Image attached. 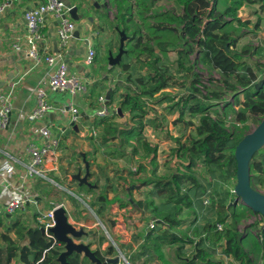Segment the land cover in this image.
<instances>
[{
  "label": "rangeland",
  "instance_id": "1",
  "mask_svg": "<svg viewBox=\"0 0 264 264\" xmlns=\"http://www.w3.org/2000/svg\"><path fill=\"white\" fill-rule=\"evenodd\" d=\"M98 5L102 11L101 14L103 13V25L115 36L116 45L120 46V39L123 34L126 37L124 41L125 51L132 49L133 42H130L131 40L129 39L134 29L136 34H140L144 42L149 43L154 48L155 52L157 51L158 55L164 57V61L161 60V64L163 65V69L166 70L168 75L171 77L170 84L172 87L163 90L160 92L161 94L159 96H156L154 99H152L154 104H151L152 100L149 101L150 99L143 100L146 109L151 108L154 110L149 106L154 105L156 110H150L151 113H149L144 118L145 124L142 129H139L140 135H135L131 138H128L126 143H121L124 136L120 134V131L128 128V126H126L127 116H124L125 113H122L123 117H120L119 115H111L108 118L100 120V122L97 124L94 123L93 128L96 131V136H93L90 133L88 137L92 138L95 143L92 141V139H88V137L87 139H84L85 137L83 133L76 136L81 141L85 142V145L83 144L80 147L74 146L73 148H70V151L74 152L76 149L84 151L85 148H91V153L97 155L93 159V171L91 172V170H89V179H91L89 183L92 185H97L98 187L92 193V199L89 200L86 198L84 201L89 207L80 202V200L77 199L78 202H75L73 201V197L64 194L63 191L67 188L70 189L69 185H72V183H70V175L65 176V173L60 170V174L58 176H55L54 173L52 174L49 172L46 174V178L48 179H38L41 196L43 198L42 204L36 207V205H32L31 203L30 207L25 206L23 209L16 212L11 219L19 220L18 222L20 227H38L35 217L39 215L40 212L49 210L53 204L60 205L59 203H64L68 220H70L69 222L74 220L75 222H80L81 224L90 227H92V224H96L94 227V229H96L95 237L91 238L87 234H84V237L79 243L90 245L92 251L96 253L95 251L97 248L94 246V244L99 237H102L106 241L103 246L104 250L108 246H111L113 248V255L110 258H118L119 264H143V262L140 260L141 257L136 258L140 246V235L143 228L146 227V231H150L151 229H149L147 225L145 226V224L143 226L142 224L137 225L138 223L135 220L139 219V214L137 211L129 210L130 212H128L126 210L124 212L123 210L119 209L118 206L121 204V206H124V203L127 202V198L123 196L125 189L131 184H138V182L142 180L141 176L137 177V175L138 166L142 162L141 155L144 151L143 146L141 145L144 141L151 148L155 146L157 147L155 162L153 165L154 167H150V158L149 160L144 161V165L146 166V175L150 180L168 178V176L172 174L177 167H181L180 160L173 152L176 148L175 141L179 140L183 143L188 138L196 137L194 129L198 124L200 115H191L186 112L183 121L177 122L178 112L169 114V111L170 108L174 107L177 102L179 103L181 99H184L187 95H189V85L192 80L196 78V75H198L196 87L200 89V93L197 94L198 101L203 103V97L211 100L208 103L210 107L206 113L213 118L222 119L223 127L229 133H231L232 137L241 138L252 132L262 118L246 115L247 117L245 122H239L237 119V114L243 111V107L240 105V103H242L244 100V91H240L238 89L239 92L232 93L226 89L219 74L216 71L208 70L201 64V56L196 46L190 45L193 47V53L187 52L188 48L185 45L186 40L180 37L181 28L180 26L176 25V23H173L172 26L177 29V32L157 30L156 27L158 25L162 24V22H167V17L177 18L181 16L182 7L178 6L173 0H131L129 4L123 5L124 10L126 7L130 10L123 12V17H119L118 12L113 7L114 2L112 0H101ZM217 9L222 11L223 5L218 3ZM239 15L244 21H248L250 23L249 26L240 28L235 24V22H232L225 29L227 31H233L235 36L238 37L236 47L234 48L235 51L239 53L243 49L249 48V53L244 59H246V62L250 66L261 65L259 66L257 74L264 75V2H260L259 4L252 6H245L238 12V16ZM128 18L131 19L130 23L126 22ZM255 24L259 25L257 30L254 28ZM158 42L171 43L174 45V48H170L167 52H163L156 47ZM178 48L185 51L184 66H191L193 69L192 73L188 77L185 75L184 70L177 65V55L175 51ZM252 48H258L261 54L257 56L253 55L251 50ZM112 52V55L116 56L118 54L117 48H115V50ZM136 52H138V50H136ZM107 54L105 57H107ZM103 64V67L100 66L101 68H98L96 72L93 73L97 76V78H100V73L104 71L107 65L106 59L103 60ZM111 68L112 67H110V69ZM118 69L120 71V67ZM99 70L102 71L99 72ZM108 72L113 73L115 78L118 79V70L114 69L109 70ZM143 75L145 74L143 73ZM124 77L125 76H123V80ZM109 81H111L110 77ZM181 83H185L186 87H181ZM87 89L88 100L95 102V100L98 98L97 93H94V89L92 90L90 86H87ZM124 92L125 91H123V93ZM214 93H216L218 99H212L210 97V95H213ZM84 95L86 94L84 93ZM164 96L168 99V101H165L166 103L162 102ZM158 102L162 103L159 104ZM196 103V101L192 100L190 105H195ZM178 107L180 109L182 104L179 103ZM112 110H114L116 113V109ZM64 116H68V119L70 118L69 113L65 114ZM80 119L81 117L78 118L75 124L82 128L84 123H82V120L80 121ZM150 121L154 123V126L149 125ZM186 123L190 124L186 125ZM91 125L92 122H89L85 126L90 128ZM109 126L111 128H108V133L104 132V130L107 129L105 127ZM105 138L107 140H105ZM64 148L65 144L63 141H60L59 150H64ZM132 148L136 149L137 154L135 157H131ZM262 149L264 150V147ZM87 156L89 157V154ZM73 159H75L77 162L82 161L80 156L77 154L73 157ZM80 166L81 164H79V167ZM73 169L77 170L78 168L75 165ZM69 170H72V168L70 167L66 172L69 173ZM80 170L82 172L81 174L83 175L84 167L80 168ZM181 171H183V169H181ZM133 172H137V174H134ZM195 172L197 173L196 177H199L201 180L207 179L208 177L207 172H205L202 166H198L195 169ZM73 174L74 173L71 175ZM59 177L63 180H59ZM212 183V187L208 193H214L216 199H219V197L222 198L226 192H232V189H234V185L236 184V180L224 176H217ZM190 186L191 184L189 182L184 181V187ZM153 187V183H148L144 191H146V193L148 191L151 193L154 191ZM105 188L115 190L116 193L112 194L104 192L106 191ZM253 188L264 194V189L260 187ZM40 192H38L39 195ZM27 194L31 195V192H28ZM100 195L106 196L108 198V200L105 201L107 203L105 208L106 212L102 221H98L96 219L94 214L95 209H93V207H99V203L95 197L98 198L97 196ZM144 196L145 195H142L140 192L131 193L133 200L142 199L143 203L145 202L148 204L149 210L146 221L150 223L153 220L152 207L159 205V203H161L164 199H159L153 196L152 198L150 197V200L145 201L143 200L145 199ZM115 197L116 199L118 198L116 201ZM227 202L232 203L234 207L233 219L236 222L237 230L244 238L243 246L245 251L248 253L251 264H264V239L260 234L261 229L264 227V217L251 212L235 195H230L227 199ZM81 207H84L83 211L80 210ZM127 208L128 207L126 206L125 209ZM3 213L4 212L2 211L0 212V233L11 235V233L8 232L10 227L9 225H11V223L8 226L6 225V218L3 217ZM209 213L210 212L208 211L205 219H209L210 221L214 222L216 218L215 215H210ZM133 216L136 218L132 219ZM199 217L200 218L195 220L196 217L194 215L189 214L186 209H183L179 217L180 226L173 231L178 235L198 239L195 233L196 227H199L205 222V219L201 217V215ZM116 218L120 219L116 220ZM129 218L131 220L130 223L127 222V219ZM229 221L230 220H228V222ZM167 229V226H161L162 231H166ZM115 238H117V240H115ZM150 245L151 243L146 245V247L148 248ZM104 250H101L102 254H105ZM195 250V246L186 244L183 248L184 257H181V259L190 258L194 254ZM99 253L100 252L96 254L99 256ZM2 254L1 263L4 264L3 258L5 257V253ZM159 254L162 255L163 258L157 259V257H155V261H157L159 264H178L179 256L176 255V248L174 246L164 243L159 248ZM214 259L220 260L223 264H234L223 254V248L221 246L216 248ZM151 261L146 264H150Z\"/></svg>",
  "mask_w": 264,
  "mask_h": 264
},
{
  "label": "trees",
  "instance_id": "2",
  "mask_svg": "<svg viewBox=\"0 0 264 264\" xmlns=\"http://www.w3.org/2000/svg\"><path fill=\"white\" fill-rule=\"evenodd\" d=\"M4 0H0L2 2ZM117 7L119 17H123V12L130 11L129 8L123 9L124 4H129L130 0H113ZM178 6L182 7L180 17H167V22H162L156 28L159 31L177 32L172 26L173 23L180 26V37L186 40V46L189 53H193L194 45L200 53V62L208 70L216 71L222 78L223 85L232 93L239 90L246 91L244 100L240 105L243 111L237 114L239 122H245L246 115H252L264 118V75H258L260 65L250 66L245 56L249 53V48L241 52L235 51L238 37L233 31H227L225 28L232 22L240 28L249 26V22H242L238 17L239 10L244 5H256L264 0H173ZM218 3L223 5V10L217 9ZM127 23L131 19L126 20ZM255 30L259 28L258 24L254 26ZM128 31V29H127ZM138 35V36H136ZM130 42H133V48L126 51L120 62V70L123 72L124 80L116 82L111 92L112 96L119 90L125 91L119 95V105L121 112L127 116V129L120 131L124 136L122 144L127 142L128 138L140 135V130L144 126L143 120L148 115L145 109L144 99H154L157 94L165 89L172 87L171 77L163 69L161 60L154 53V48L147 42H144L140 34H136L133 29L130 35ZM156 47L163 52H167L174 45L168 42H158ZM125 49V48H124ZM138 50V52H136ZM252 54L256 55L260 50L252 48ZM177 65L184 70L188 77L192 73L191 66L185 67L183 49H176ZM138 65V66H137ZM112 67L110 70H114ZM141 72H144L143 75ZM197 77L190 83V93L179 103L182 107L179 109L178 102L170 108L169 114L178 112L177 122L183 121L188 112L191 115H200L198 124L195 126L196 137L188 138L185 142H176V148L173 151L180 160V166L177 167L168 178H159L157 180L149 179L146 175V166L144 161L149 160L150 167L153 168L157 147H149L144 141L142 162L138 166V174H141L143 184H154V191L149 193L150 197L164 199L159 205L152 207V218L156 222L154 228L145 236L141 251L136 258L147 256L149 261L163 259L159 254V248L166 243L176 248V255L179 256L178 264H223L220 260L214 259L215 250L218 246L223 248V254L234 264H251L248 253L245 251L242 234L236 228V222L233 219L234 207L232 203L227 202L232 192H226L222 198L216 199L215 194H209L212 182L218 177H227L236 180V163L234 159V149L237 143L242 139L232 137L222 125V119H216L206 112L211 100L203 97V103H200L197 94L200 89L196 87ZM181 87H186L181 83ZM239 89V90H238ZM212 99H218L216 93L210 95ZM194 100L197 103L190 105ZM168 101L163 97V101ZM162 102H158L161 104ZM111 104V100L109 102ZM111 115L118 116L114 110H108V118ZM94 119L93 124L100 120ZM261 119V120H262ZM260 120V121H261ZM190 123H186L189 125ZM259 124V123H258ZM135 125V126H134ZM150 126L154 123L150 121ZM104 132L108 133L109 127ZM139 130V132H138ZM114 131V130H113ZM119 137V136H118ZM117 137V138H118ZM120 138V137H119ZM118 138V139H119ZM121 139V138H120ZM105 140H107L105 138ZM120 143V145H121ZM140 146V147H141ZM263 149L258 151L250 163V175L252 187L264 189V154ZM137 154L136 149L132 148L131 157ZM202 166L207 172V179L201 180L196 177L195 169ZM183 169V171H181ZM217 173V175H216ZM184 181L191 184L190 187H184ZM255 189V188H254ZM210 196L209 205L203 204V198ZM105 200L100 197L98 201ZM152 204V203H151ZM54 207V206H53ZM183 209L197 218L199 216L206 218L208 211L210 215H215V221L205 219L204 224L196 227V237H187L176 234L173 230L180 226L179 217ZM228 220H230L228 222ZM9 234L0 233V264L2 253H5L4 264H59L57 258L62 253L59 245H54L52 239L43 237L37 226L20 227L16 220L10 222ZM222 229L218 230L217 225ZM167 226L166 231L161 230V226ZM264 239V227L260 232ZM102 241L100 242V244ZM151 243L150 247H146ZM186 244L196 247L194 254L190 258L184 257L183 248ZM111 248L108 250L110 254ZM2 260V261H3ZM66 264H92L86 258H81L79 254H73L66 258Z\"/></svg>",
  "mask_w": 264,
  "mask_h": 264
},
{
  "label": "crops",
  "instance_id": "3",
  "mask_svg": "<svg viewBox=\"0 0 264 264\" xmlns=\"http://www.w3.org/2000/svg\"><path fill=\"white\" fill-rule=\"evenodd\" d=\"M46 1L47 0H12L11 6L0 15V96H8L12 104L6 135H3L0 130V163L5 161L8 168L11 169V174L9 175L5 173V170L0 168V212H4L3 217L6 218L5 222L7 226L10 222L16 221L11 219L13 218V215H9L5 212V207L11 199L21 198L23 195H28L27 193L31 192V195L35 196L32 205L38 207V205L42 204L43 198L41 196L38 179H30L26 174L28 146L31 144L39 146L44 142L38 133L40 127L52 123L54 135L65 144L64 150H60L61 158L56 162L57 170L51 172L52 174L54 173L55 176H58L61 170L65 173V176L70 175L69 178L71 179L72 173L75 174L80 168L85 166L81 156L82 153L85 155V160L89 164V170L92 172L93 159L97 156L96 154L94 155L91 153V148L86 149L84 147V151L76 149L74 152L70 151V148H73L74 146L80 147L83 144L85 145V142L81 141L76 136L83 133L85 137L84 139H87L90 133V128L85 125L92 122L91 126H93V120L99 119L95 118V113L99 109L98 98L95 102L91 100L89 101L87 95L88 89L85 92L87 96L84 95V93L72 95L69 93L49 92V77L55 67L48 66L45 63L34 65L24 53V50L27 47L25 40V21L23 18L24 12L27 8L45 3ZM62 1H69L71 6L77 8L78 20L74 21L71 18L70 20L74 22L75 29L78 26L81 27L79 39H76L73 36L68 48L65 50L59 49L56 36L59 19L53 15H48L43 27L45 37L40 43L41 53L47 55H59L61 61L66 64L69 72L87 80V86H90L92 90L94 89V93H97L98 97L105 95L108 89H111L112 92L115 83L123 80V72L121 73V70L119 71L118 69L120 65L114 66L119 72L118 79L115 78L113 73L109 72L107 78L101 76V73L100 78H97V76L93 74L98 68H101L100 66H104L103 60L105 59L108 66L106 65L104 71L110 70L108 59L110 55L113 54L112 51H114L115 48L118 50L119 47V45H116L115 36L103 25V13L101 14L102 11L98 5L101 0ZM245 6L252 5H244L241 9ZM113 7L117 11L115 2ZM238 17L242 22H246L240 17V15ZM85 41H87V44H85ZM14 45H19L22 50L20 52L15 51L13 48ZM90 48L95 50L96 56L93 64L87 67L83 64V60L85 59L87 50ZM256 51L257 56L259 54H257L258 50ZM105 53H108L107 57H105ZM154 53L160 60L164 61V57L158 55L157 51L155 52L154 50ZM69 64H72V67H70ZM100 71L102 70H99V72ZM141 73L143 74L144 72ZM109 77L111 78V81H109ZM38 89L46 91L49 102L56 107L72 106L77 108L79 117H81L80 121L82 120V123H84L82 128L75 124L76 129H74V127L70 125V118L68 119V116L59 115L57 113H51L43 119L35 122L28 121L27 115L36 106L35 92ZM245 92L246 91H244V93ZM122 94L123 91L119 90L112 96L111 104H108L107 106V108L109 107L108 110L117 108L119 95ZM160 94L161 93L156 96H159ZM153 102L154 101L152 100L151 104H154ZM149 106L156 110L154 105ZM146 110H149V114L152 109L150 108ZM124 116L126 117V114H124ZM143 123L145 124L144 120ZM88 139L92 138L88 137ZM92 141L95 143L93 139ZM76 154L80 156L82 161L77 162L73 159ZM88 154L89 157L87 156ZM79 164H81L80 167ZM75 165L78 168L77 170L73 169ZM70 167L72 170H69V173L67 172L66 174V171ZM133 173L137 174V172ZM139 176H141V174L137 175V177ZM59 180L63 179L59 177ZM72 181L73 180L71 179L70 183H72V185H78L75 181ZM72 185H69V187L74 190L75 188H73L74 186ZM38 192H40V195ZM59 204H62L65 207L64 203ZM55 205L53 204L49 209ZM30 206L31 203L26 205V207ZM10 236L12 237L13 235L11 234Z\"/></svg>",
  "mask_w": 264,
  "mask_h": 264
},
{
  "label": "built area",
  "instance_id": "4",
  "mask_svg": "<svg viewBox=\"0 0 264 264\" xmlns=\"http://www.w3.org/2000/svg\"><path fill=\"white\" fill-rule=\"evenodd\" d=\"M12 0H4L0 2V15L3 14L10 6ZM71 7L66 6L62 0H47L45 3L29 7L24 12L25 21V40L26 49L24 53L34 65L45 63L48 66L55 67L54 71L49 77L48 91L51 93H69L72 95L85 93L87 90V80L71 74L65 63L61 61L59 55H47L40 51V43L44 40L43 27L45 19L48 15H53L59 19L56 36L58 48L65 50L73 38L75 31V24L69 17ZM15 51H21L19 45L13 46ZM96 52L94 49H88L83 64L91 66L94 62ZM36 106L27 115V120L35 122L43 119L51 113L59 115L70 114V123H76L79 118L77 108L72 106L56 107L51 104L47 98L46 91L38 89L35 92ZM99 109L95 113V118H104L108 115V108L106 105L105 95H101L97 99ZM12 109V104L8 96H0V130H3L7 123L9 114ZM90 133L96 136V131L93 126L90 127ZM39 136L44 141L42 145L31 144L27 148L28 162L26 165V174L30 179H43L46 180V174L57 170L56 162L61 158L59 150V141L57 136L53 133V124L49 123L38 129ZM89 133V134H90ZM0 168L5 170V173L11 174V169L8 168L5 161L0 163ZM46 178V179H45ZM34 195H23L21 198L11 199L6 207L5 212L9 215H14L19 210L23 209L27 204L33 203ZM210 196L203 198V204L208 206ZM65 208L62 204L55 205L51 209L40 212L35 217L39 229H43L45 236L55 242V238L50 233L49 229L55 224L54 211L58 208ZM66 211V210H65ZM156 220L153 219L148 228L153 229ZM217 229L221 230L222 226L217 225Z\"/></svg>",
  "mask_w": 264,
  "mask_h": 264
},
{
  "label": "water",
  "instance_id": "5",
  "mask_svg": "<svg viewBox=\"0 0 264 264\" xmlns=\"http://www.w3.org/2000/svg\"><path fill=\"white\" fill-rule=\"evenodd\" d=\"M66 6H70L69 17L74 21L78 20L77 8L71 6L69 1L64 2ZM81 27L78 26L73 36L79 39ZM125 36L122 34L120 39V46L118 49V54L116 56L110 55L108 62L110 67H114L120 64L122 56L126 53L124 49ZM87 44V41H85ZM67 62V61H66ZM72 67V64H69ZM108 71L101 73V76L107 78ZM106 105L109 104L111 100V89L105 94ZM116 113L123 117L120 107L116 108ZM9 123V118H8ZM8 123L6 127L1 130L3 135H6L8 130ZM71 126L76 129L74 123H70ZM264 147V118L259 122V124L254 128V130L245 136L237 143L234 149V159L236 163V184L234 185L233 193L234 195L242 201V203L253 213L264 217V194L258 192L251 186V175H250V163L254 155ZM84 163V175H82L81 170L77 171L75 174L71 175V179L75 181L79 187L85 186L87 188H95L88 181L90 177L89 164L85 160V155L81 154ZM67 174V172H66ZM54 221L55 224L49 229L50 233L55 238V241L64 244L65 251H63L57 260L61 264H66V257L72 254H83L87 259L93 264H119V259H106L102 262L95 253H93L88 245L75 244L73 239H80L84 234L82 229L76 230V228L69 223L68 216L64 208H58L54 211ZM160 222V221H158ZM41 235L46 237L43 229H39ZM91 234V231L87 235ZM155 264H159L157 261Z\"/></svg>",
  "mask_w": 264,
  "mask_h": 264
},
{
  "label": "flooded vegetation",
  "instance_id": "6",
  "mask_svg": "<svg viewBox=\"0 0 264 264\" xmlns=\"http://www.w3.org/2000/svg\"><path fill=\"white\" fill-rule=\"evenodd\" d=\"M84 175V174H83ZM90 178V177H89ZM91 179H88V181H90ZM143 182H144V180H141V181H139L138 182V184H131L129 187H127L126 189H125V193L123 194V196L124 197H126L127 199V202H125L124 204V206H121V205H119L118 206V208L119 209H121V210H123L124 212L127 210L128 212H130L129 210H132V211H137L138 212V214H139V219H135L136 221H137V225H141L142 224V226L145 224V226L147 225L148 226V222L146 221V218H147V213H148V210H149V206H148V204L147 203H143V201H142V199H139V200H133L132 199V197H131V193L132 192H137V193H141L142 195H145L144 197H145V199H143V200H145V201H148V200H150V196H149V191L146 193V191H144L145 190V188H146V185H144L143 184ZM92 185V184H91ZM93 186H95V188H87V187H85V186H82V187H79L78 185H76V186H74L73 188H75L74 190H69L68 188L66 189V190H64L63 192H64V194L65 195H67V196H71V197H73L74 198V200L73 201H75V202H78V200H80V202H82V203H86V202H84L85 201V199L86 198H88L89 200L90 199H92V193L94 192V190L98 187L97 185H93ZM106 189V188H105ZM104 189V190H105ZM104 192H107V193H112V194H114V193H116V191L115 190H110V189H106V191H104ZM96 196V195H95ZM76 197V198H75ZM98 198H96L95 197V199L97 200V202L99 203V207H93V209H95V217H96V219L98 220V221H102L104 218L103 217H105V208H106V200H108V198L106 197V196H103V195H100V196H97ZM100 197H104L105 198V200H101V201H98V199L100 198ZM120 198V197H119ZM152 198V197H151ZM78 199V200H77ZM118 199V198H117ZM116 199V197H115V201L117 200ZM89 204V203H88ZM150 204V203H149ZM86 205V204H85ZM87 206V205H86ZM128 207L127 209H125V207ZM87 207H89V206H87ZM90 208H92V207H90ZM89 208V209H90ZM81 209V211H83L84 210V207L82 208H80ZM134 218H136L135 216H133V218L132 219H134ZM120 218H116V220H119ZM130 218L129 219H127V222L128 223H130ZM70 223V222H69ZM71 225H73L75 228H76V230H79V229H82V231L84 232V233H88V232H90L91 231V234H89L88 236L89 237H91V238H94L95 237V235H96V229H94V227L96 226V224H92L91 226L92 227H90V226H85V225H83V224H81L80 222H75L74 220H72L71 221V223H70ZM110 225V224H109ZM76 226H78V227H80V228H78V227H76ZM84 227H86V228H84ZM148 233H150V231L148 230V231H146V227L145 228H143L142 229V233H141V235H140V237H141V240H140V242H139V249H138V252L139 251H141L140 249H141V246L143 245V243H144V240H145V236L148 234ZM84 236H82L80 239H73V241H74V243L75 244H81V243H79L80 241H81V239L83 238ZM136 239V238H135ZM115 240H116V238H115ZM102 241V243L100 244V242ZM106 243V241L102 238V237H99L97 240H96V243L94 244V246H96V248H97V250L95 251L96 253H98V252H100L99 253V256L95 253V255L97 256V258H99L102 262H104L106 259H114V258H110L113 254V248L111 247V246H108L105 250H104V248H103V246H104V244ZM54 245H59L61 248H62V252L63 251H65V248H64V244H61V243H59V242H57V241H55L54 242ZM89 246V248H90V245H88ZM111 248V251H110V254H106V252L108 253V250ZM90 250L92 251V249L90 248ZM101 250H104V253L105 254H102L101 253ZM93 252V251H92ZM94 253V252H93ZM75 254V253H74ZM102 254V255H101ZM73 255V254H72ZM80 255V254H79ZM104 255V256H103ZM81 256V258H86L85 256H83L82 254L80 255ZM102 256V257H101ZM67 258V257H66ZM155 258V257H154ZM87 259V258H86ZM147 259H148V257L147 256H144V257H141V261L143 262V264L145 263V261H147ZM156 259V258H155ZM89 262H90V260L89 259H87ZM134 261V260H133ZM59 262V261H58ZM155 262L156 261H154V263H153V261H151L150 262V264H155ZM90 263H92V262H90ZM148 263V262H147ZM59 264H61L60 262H59ZM93 264V263H92Z\"/></svg>",
  "mask_w": 264,
  "mask_h": 264
}]
</instances>
